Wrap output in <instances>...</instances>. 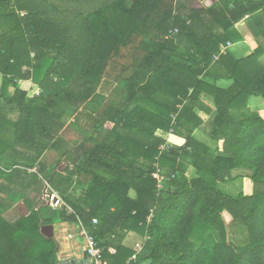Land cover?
I'll use <instances>...</instances> for the list:
<instances>
[{"label": "trees", "instance_id": "obj_1", "mask_svg": "<svg viewBox=\"0 0 264 264\" xmlns=\"http://www.w3.org/2000/svg\"><path fill=\"white\" fill-rule=\"evenodd\" d=\"M241 22L254 49L213 61ZM1 28L0 264H56L40 229L59 223L87 229L109 264H264V112L249 107L264 99V0H0ZM198 110L209 142L194 136ZM235 171L251 193L220 188ZM45 183L62 204L30 197ZM21 200L27 214L10 219Z\"/></svg>", "mask_w": 264, "mask_h": 264}, {"label": "crops", "instance_id": "obj_2", "mask_svg": "<svg viewBox=\"0 0 264 264\" xmlns=\"http://www.w3.org/2000/svg\"><path fill=\"white\" fill-rule=\"evenodd\" d=\"M20 12L25 13L24 11H20ZM241 25L243 26L242 31H248L245 23L242 22ZM0 31H4V30L1 28ZM247 33H249V31ZM255 45H256V43L253 41L251 36H249L248 38H245L244 41L242 40L241 44L236 43V45L233 46L234 48H232V50L233 51L235 50L234 54L237 56H245V55L249 54L254 49ZM110 66H112V65L110 64L109 68H110ZM115 68L118 70H121L123 68L122 67V60H118L117 64H114L112 66V69H115ZM109 75L111 77L110 80L112 81L114 79V77H112L111 72H109ZM1 81H2V75L0 74V84H1ZM24 83L25 82H22V84H24ZM231 83H232V81L229 79H220V80H217V82H216V84L218 86L224 87V88L229 87L231 85ZM12 90H13L12 87L9 88V94L12 93ZM254 99L256 100V102L264 101V99H262V98L253 97L249 100V105L252 104L251 102H253ZM259 111L264 112V109H261ZM197 114L202 118V125L194 131V136L199 140H205V141L209 142L210 141L209 137L204 133L203 128H207L211 114L206 113L202 110H198ZM13 117H16V116H13ZM106 126L108 128H110L112 126V124L107 123ZM160 133L163 134L165 136V138L168 140V142H167L168 144H174V145L180 146L184 143V139L182 137L175 135V134H172L170 132L165 133L163 131H157V134L160 135L161 137H163V136ZM65 138H68L71 141H75V142L78 141L77 140L78 136H76V137L75 136H69V137H65ZM165 142H166V140H165ZM58 157H59V154L54 150H47V151H45V153L43 155V158L48 163L55 162L58 159ZM60 161L61 162L59 163V166H60L59 169L61 170L64 168V166H66V161H64L63 158H61ZM0 163H1V161H0ZM2 168L6 171L11 170L10 168H8V167L6 168L5 166H3V164H2ZM41 190L43 191L42 194H41V192L32 191L30 194V197L32 199H35L38 202L46 200L45 188L41 189ZM27 212H28V210H27L24 202L21 200L14 205L13 209H11L7 213V215L10 219H15L18 216H22V215L27 214ZM53 226H54V238L56 239V241L58 243V252H57L58 260H65V259H70V258H73L75 260L86 259V256L84 253V247H83V239L78 235V232H77L79 225L69 224V223H59V224H54ZM134 240L138 241L139 239H138V237H136L134 235H129L127 237V239H125V242L132 243ZM67 251L69 253H67ZM59 253H60V255H59Z\"/></svg>", "mask_w": 264, "mask_h": 264}, {"label": "rangeland", "instance_id": "obj_3", "mask_svg": "<svg viewBox=\"0 0 264 264\" xmlns=\"http://www.w3.org/2000/svg\"><path fill=\"white\" fill-rule=\"evenodd\" d=\"M241 23H238L236 24L237 26V29L240 30L242 36H243V41L245 38H248L250 35V33H247L248 31H242V28L243 26L241 25ZM246 36V37H245ZM252 38V36H251ZM253 39V38H252ZM238 44V43H237ZM239 44H241V41L239 42ZM236 45V43H232V46L229 48H234L233 46ZM235 51V50H234ZM111 74L113 73L112 70L110 71ZM117 72V71H116ZM35 84V83H34ZM36 85V84H35ZM19 86L23 89H26L27 90V93H28V96H33V91H34V88L35 89H38L39 87L36 85L34 86V88L31 86L30 82L29 81H25L24 84H19ZM113 86L112 85H109L108 87L105 86V88L103 89L105 91V95L107 94V92L109 91V89ZM252 104L249 105V107L252 109V110H261V109H264V101H258L256 102V100L254 99L253 102H251ZM260 112H263V111H260ZM264 114V113H263ZM69 120V119H68ZM73 122V120L70 118L69 120V123L67 124L68 126H71L70 123ZM83 123H86L85 120L82 121ZM63 129L62 132H61V135L64 136V137H69V136H78L80 137V134L77 132V131H74L72 127H68ZM161 134V133H160ZM163 137L164 140H166V143L168 142V140L165 138V136L163 134H161ZM206 137V136H205ZM215 143L213 142V145ZM165 143H162L161 146L162 147H165ZM60 167V166H58ZM191 167L187 169V171H185L187 173V175H190L192 172H191ZM235 176L236 174L239 176V177H236L233 181H229V182H226V183H220L219 186L220 188L225 191V192H228V193H232V194H236L237 192L239 191H243L244 193H251L252 192V182L250 181V179H248V177H246L242 172L240 171H235V173H233ZM162 185V184H161ZM47 198V197H46ZM45 201V200H44ZM224 215V218L226 220V222H229L231 217L230 215L227 213V212H224L223 213ZM233 237H231L234 241L236 242H241V240L243 239L242 237H240V235H238L237 237H235V235H232ZM140 244L142 242V240H134L133 243H135L134 245L136 246L138 243Z\"/></svg>", "mask_w": 264, "mask_h": 264}, {"label": "built area", "instance_id": "obj_4", "mask_svg": "<svg viewBox=\"0 0 264 264\" xmlns=\"http://www.w3.org/2000/svg\"><path fill=\"white\" fill-rule=\"evenodd\" d=\"M20 14H24V13L20 12ZM231 46H232L231 42H227L226 44L221 45L219 50L215 54H213V61L218 60L220 58V56L226 54ZM25 81H29L33 88H34V86H36L30 79L18 80V83L22 84V82H25ZM40 91L41 90L39 88L38 89L34 88V91L32 93H33V95L37 96L40 93ZM174 117H175V115H173V118ZM170 133H172V131H170ZM159 148L164 149L165 147H162L160 145ZM0 168H2L1 163H0ZM155 168L156 169H155V173L153 174V177L158 179V181H159V169L156 165H155ZM45 185H46L45 186V191H46L45 196L47 197L46 202L48 204L57 205V206L62 204V201L57 196V194L55 192H49L48 184L45 183ZM157 187L160 188L161 184L158 183ZM148 220H149V218H148ZM96 222H97V220L93 219V223H96ZM77 232H78V235L83 239L84 253H85L86 259L88 260L89 264H109L108 261L104 258L103 248L98 245L94 236L91 233H89L87 231V229H85L82 225H79ZM141 246H142V244L138 243L135 246L136 250H140ZM108 252L113 254V253H115V249L113 247H109ZM134 257L135 256H132V258H134Z\"/></svg>", "mask_w": 264, "mask_h": 264}, {"label": "water", "instance_id": "obj_5", "mask_svg": "<svg viewBox=\"0 0 264 264\" xmlns=\"http://www.w3.org/2000/svg\"><path fill=\"white\" fill-rule=\"evenodd\" d=\"M41 233L47 238H54V226L53 224H45L41 226ZM56 264H89L88 260H75L73 258L58 260Z\"/></svg>", "mask_w": 264, "mask_h": 264}, {"label": "bare ground", "instance_id": "obj_6", "mask_svg": "<svg viewBox=\"0 0 264 264\" xmlns=\"http://www.w3.org/2000/svg\"><path fill=\"white\" fill-rule=\"evenodd\" d=\"M60 237V236H59ZM67 253H69L68 251H67ZM59 255H60V253H59Z\"/></svg>", "mask_w": 264, "mask_h": 264}]
</instances>
